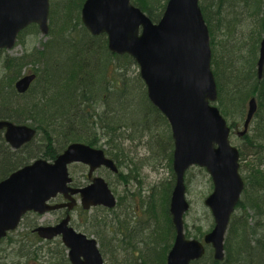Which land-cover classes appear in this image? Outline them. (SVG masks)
<instances>
[{
    "label": "rangeland",
    "instance_id": "374dc122",
    "mask_svg": "<svg viewBox=\"0 0 264 264\" xmlns=\"http://www.w3.org/2000/svg\"><path fill=\"white\" fill-rule=\"evenodd\" d=\"M70 4L49 0L48 32L32 26L15 48L0 51V116L19 125L48 128L53 152L48 160L75 142L93 143L118 160L125 182L106 177L117 207L87 213L78 208L71 226L97 240L104 264H167L176 237L170 124L151 102L136 61L111 53L107 35L92 36L81 12ZM200 7L210 33L218 86L215 105L233 128L230 142L240 152V174L246 181L225 235L221 264H264V66L258 75L264 0H200ZM32 72L37 81L16 95L14 83ZM252 97L257 110L241 137ZM46 145L38 131L34 148L44 150ZM71 171L80 177L82 168L75 165ZM185 183L190 204L185 233L200 241L214 226L204 204L213 183L199 167L186 172ZM56 218L53 213L27 215L0 243V264H60V239L39 242L31 233L36 225H53ZM212 252L208 247L205 258L193 264H217Z\"/></svg>",
    "mask_w": 264,
    "mask_h": 264
},
{
    "label": "water",
    "instance_id": "95a60500",
    "mask_svg": "<svg viewBox=\"0 0 264 264\" xmlns=\"http://www.w3.org/2000/svg\"><path fill=\"white\" fill-rule=\"evenodd\" d=\"M49 0H0V49L11 50L18 35L32 24L48 32ZM82 21L92 35L106 34L112 53L130 55L140 67L151 102L168 119L175 143L174 172L176 184L171 198V213L177 237L168 264H190L205 254V246L187 240L184 215L189 210L186 200L185 174L192 166L204 168L211 176L213 193L206 199L215 227L204 238L211 245L216 260L224 259V239L230 218L239 203L244 182L239 174L240 153L230 143V128L213 104L218 97L211 70L209 29L199 0H168L158 23L132 4L131 0H86ZM264 66V41L259 61V75ZM35 75L21 79L16 87L25 93ZM255 99L249 103L243 136L256 112ZM5 139L19 149L30 142L35 130L1 121ZM84 163L91 170L113 162L102 151L83 144H73L53 163L37 160L0 182V240L19 226L28 212L40 215L67 204L50 206L58 194L81 193L83 207L112 208L115 199L107 184L96 179L93 185L77 191L68 185V166ZM75 202L68 205L72 210ZM70 217L51 227L35 229L40 238L53 240L61 236L69 250L71 264H103L97 242L69 227Z\"/></svg>",
    "mask_w": 264,
    "mask_h": 264
},
{
    "label": "trees",
    "instance_id": "16d2710c",
    "mask_svg": "<svg viewBox=\"0 0 264 264\" xmlns=\"http://www.w3.org/2000/svg\"><path fill=\"white\" fill-rule=\"evenodd\" d=\"M71 2L70 6L72 9H77L81 11L82 6L85 0H68ZM132 3L139 7L142 11H144L153 22L157 23L165 10V6L168 0H131ZM0 119H6L0 116ZM39 133L44 136V140L46 141V146L44 150L35 149L34 142L28 144L21 151H12L9 146H7L2 133L0 132V182L9 177L13 172L18 169L30 164L32 161L40 158L48 159V155L52 152V146L49 139V131L46 127H39ZM53 153V152H52ZM56 155L52 157L55 159ZM37 239V238H36ZM3 241H0V243ZM17 243V242H15ZM23 247H21L22 249ZM36 251V250H35ZM37 250L36 252H38ZM29 252L28 250L26 251ZM65 248L63 247L61 242H58L56 248V257L60 258V262H64L66 260ZM37 257V254H36Z\"/></svg>",
    "mask_w": 264,
    "mask_h": 264
},
{
    "label": "flooded vegetation",
    "instance_id": "af4514ba",
    "mask_svg": "<svg viewBox=\"0 0 264 264\" xmlns=\"http://www.w3.org/2000/svg\"><path fill=\"white\" fill-rule=\"evenodd\" d=\"M14 92L17 94L16 88L14 87ZM87 144V143H86ZM68 146V145H67ZM90 146L92 148L95 149H101L100 147L94 145L93 143H90ZM105 155L107 158H110L113 160V162L115 163V167H107L105 165H102L98 168H96L95 170H91L90 166L85 165L83 163H75L69 166V173H70V177L72 179L71 184L69 185L70 188L72 190H77V191H81L84 190L86 188H88L89 186L93 185V183L95 182V180L97 178H102L106 181V177L107 175H114L119 181L121 182H125L124 180V176L122 173V169L120 167V164L118 162V160H116L115 158L110 157L106 151H105ZM78 165L80 166V168H82V173L81 176H75L74 174H72V168ZM106 173V174H104ZM108 184V183H107ZM109 185V184H108ZM114 195V194H113ZM115 197V196H114ZM72 202L76 203V206L74 208L75 209H81V211L83 213H87L89 211H86L85 209L82 208L81 203H83V197L81 193H76V194H71L68 193L67 197L63 194H59L55 199L51 200V204L52 205H59V204H67V208H63V209H58L55 210L51 213L55 214L57 216L56 221L53 225L57 224L58 222H60L61 220H63L65 217H67L69 215V207L68 205ZM118 204V201L115 197V206L113 207L116 208ZM94 208H106L104 206H98V207H94ZM108 209V208H106ZM50 214V213H49ZM136 217L140 218L142 215L138 212H135ZM47 215V214H46ZM45 216V215H43ZM70 216L72 217V214H70Z\"/></svg>",
    "mask_w": 264,
    "mask_h": 264
}]
</instances>
